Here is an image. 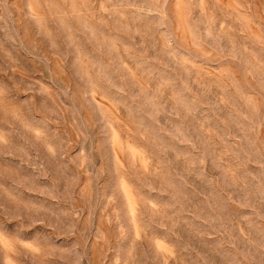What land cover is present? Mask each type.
<instances>
[{
  "label": "rangeland",
  "instance_id": "374dc122",
  "mask_svg": "<svg viewBox=\"0 0 264 264\" xmlns=\"http://www.w3.org/2000/svg\"><path fill=\"white\" fill-rule=\"evenodd\" d=\"M0 264H264V0H0Z\"/></svg>",
  "mask_w": 264,
  "mask_h": 264
}]
</instances>
